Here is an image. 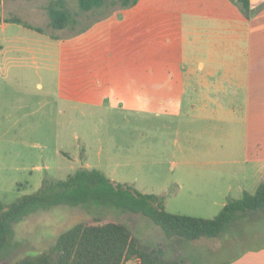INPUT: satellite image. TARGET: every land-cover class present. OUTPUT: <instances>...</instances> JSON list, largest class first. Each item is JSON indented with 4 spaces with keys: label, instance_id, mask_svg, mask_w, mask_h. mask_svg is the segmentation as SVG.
Returning <instances> with one entry per match:
<instances>
[{
    "label": "rangeland",
    "instance_id": "374dc122",
    "mask_svg": "<svg viewBox=\"0 0 264 264\" xmlns=\"http://www.w3.org/2000/svg\"><path fill=\"white\" fill-rule=\"evenodd\" d=\"M50 2L0 0V16H16L43 28L39 34L10 22L4 31L0 28V44L3 35L19 36L15 45L40 50L49 48V36L73 33L48 25ZM66 5L77 8L76 0H66ZM97 15L81 16L76 27ZM4 45L10 49L13 43ZM11 53L4 60L0 56V201L4 205L36 191L44 179H65L78 169L95 168L115 183L143 193L161 192L168 212L212 218L228 199L240 198L244 191L253 193L264 183V174L257 178L255 173L254 179L247 175L244 180L247 167L258 163L251 161L255 156L244 153L240 106H234L233 116L221 113L226 120L210 121L67 108L50 95L43 97L45 87L53 83L45 78L42 60H37L36 69L27 58L19 62ZM79 221L124 223L141 243L161 244L165 256L179 264H228L264 249V207L237 212L216 237L187 239L167 236L141 211L90 200L26 215L12 227L0 251V264L48 250L62 231Z\"/></svg>",
    "mask_w": 264,
    "mask_h": 264
},
{
    "label": "crops",
    "instance_id": "0c3cea01",
    "mask_svg": "<svg viewBox=\"0 0 264 264\" xmlns=\"http://www.w3.org/2000/svg\"><path fill=\"white\" fill-rule=\"evenodd\" d=\"M250 3L257 8L264 0ZM0 18L4 31L10 21ZM49 40L53 47L39 50L3 35L1 59L10 51L36 69L42 60L53 83L43 97L77 110L210 121L226 120L240 106L244 153L258 163L247 167L244 180L264 174V7L247 18L231 0H137L83 31ZM228 264H264V249Z\"/></svg>",
    "mask_w": 264,
    "mask_h": 264
},
{
    "label": "trees",
    "instance_id": "16d2710c",
    "mask_svg": "<svg viewBox=\"0 0 264 264\" xmlns=\"http://www.w3.org/2000/svg\"><path fill=\"white\" fill-rule=\"evenodd\" d=\"M249 18L264 4L252 8L250 0H231ZM71 9L66 0H51L46 7L48 25L55 30L69 28L73 33L87 29L98 19L116 10L133 6L137 0H76ZM99 14L79 27L80 17ZM25 27L42 32L43 28L19 17L6 18ZM1 22V18H0ZM90 200L107 201L119 207L141 211L149 216L167 236L187 239L201 236L216 237L237 212L253 211L264 207V183L253 193L244 191L240 198H230L212 218L168 212L164 194L143 193L128 184L115 183L102 171L91 168L76 170L65 179L42 181L34 192L25 193L4 205L0 201V251L8 242L12 227L29 213L58 205H78ZM179 264L164 254L161 244L149 246L135 238L127 225L116 221L86 223L79 221L62 231L55 243L34 256H24L13 264Z\"/></svg>",
    "mask_w": 264,
    "mask_h": 264
}]
</instances>
